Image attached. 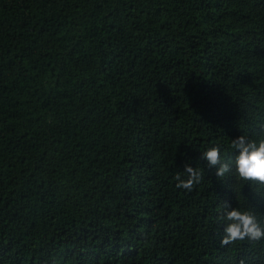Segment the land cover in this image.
<instances>
[{
    "label": "trees",
    "instance_id": "1",
    "mask_svg": "<svg viewBox=\"0 0 264 264\" xmlns=\"http://www.w3.org/2000/svg\"><path fill=\"white\" fill-rule=\"evenodd\" d=\"M239 135H264V0H0V264H264L220 219L264 225V185L200 158Z\"/></svg>",
    "mask_w": 264,
    "mask_h": 264
},
{
    "label": "clouds",
    "instance_id": "2",
    "mask_svg": "<svg viewBox=\"0 0 264 264\" xmlns=\"http://www.w3.org/2000/svg\"><path fill=\"white\" fill-rule=\"evenodd\" d=\"M231 148L236 153L234 160L222 158L218 146L208 148L200 158L207 162L210 169H215L214 174L218 178L222 179L232 173L238 182L264 185V135L255 139L239 135L232 139ZM201 179L200 169L193 168L186 163L183 172L177 173L175 176L176 188L190 192L195 185L200 183ZM220 219L226 224L225 235L221 240L222 245H229L245 239L254 242L264 240V225L258 221L252 211L233 208L225 203Z\"/></svg>",
    "mask_w": 264,
    "mask_h": 264
}]
</instances>
